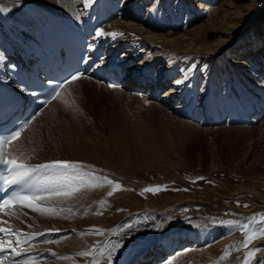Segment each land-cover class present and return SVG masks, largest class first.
<instances>
[{"label": "bare ground", "instance_id": "1", "mask_svg": "<svg viewBox=\"0 0 264 264\" xmlns=\"http://www.w3.org/2000/svg\"><path fill=\"white\" fill-rule=\"evenodd\" d=\"M189 1L124 0L122 5H117L118 8H125L124 5L128 6L132 3L139 5L144 2L147 15L151 17L149 25L151 24L153 28L140 30L136 24L129 23L133 13L125 10H122L124 20L113 21L110 26V29L117 33L120 41L143 48L141 50L143 56L139 55L137 64L156 62L159 66L158 69L166 78L171 75L172 71H176L177 65L179 68L181 67L182 75L184 71L187 72L183 78L180 75L173 81L174 87H171L170 83L169 89L160 99H163L162 97L167 94L166 101L168 102L170 97L174 95V98L178 99V106L181 107L179 89L186 85L185 90L189 95H193L198 84V87L201 86L198 90L200 93L198 96L201 95L210 101L208 97L212 96L211 91L214 92L213 84L217 82L216 73L219 72L220 67L224 68L226 75L237 76L240 84L247 85L248 89L259 82L260 75L264 78V72L257 71L255 74L251 72L250 79L247 77L246 80L243 72L247 65V68L250 69L257 68L256 64L264 67V0H215V4L214 0H208L210 2L208 5H214L213 7L206 6L204 9H202L201 0H196V3ZM97 2L98 0H95L93 4ZM31 4L39 6L49 13H54L69 22V20L72 21L77 18L76 11L86 5V0H0V18L1 15L7 13L14 18L16 24L21 26L26 20L23 11ZM167 17H169L168 20ZM0 26L2 30L0 33L12 35L9 29L4 28L1 20ZM103 31H107V29ZM165 31L168 32L165 33ZM213 38L215 40H209ZM239 41L242 45L237 44ZM0 50L2 51V49ZM240 53H243L244 59L237 58ZM189 63L192 64L190 70L187 69ZM246 63L248 64L246 65ZM259 73L260 75H258ZM200 76L201 78H199ZM199 79H202V84L198 83ZM80 80L62 87L58 91L59 95L55 96L42 109L39 116L32 119L21 133L20 138L11 142L8 151L11 156L32 164L52 160L72 161L77 163L81 173L88 174L78 178L73 185L75 189L73 195L50 196L40 203L42 208H48L51 211H32L29 209L22 215L13 214L12 217L10 216V222L24 229L62 228L67 232L59 240L44 244L43 247L48 257L35 264H91L93 261H106L109 264L112 257L118 256L117 254L107 255L113 248L114 241H116L112 239L122 240L123 237L125 238L124 233H114V223L119 218L128 215V211L122 215L114 212L116 209L115 196L112 199L108 198L107 203H104L107 198L105 196L109 191L106 174L111 176V179H121L122 177H119L121 174L117 171L118 167L120 169L136 168L139 157L143 161L148 160V158L153 159V161L161 159L157 158L159 156L155 144L148 135V127H152L154 121L158 122V125L163 121L168 123V128L165 126L163 128L171 139L169 140L170 144L174 143L173 137L186 141L193 133L198 132L193 124L179 121L180 119L177 118L175 120L172 116L167 115L169 112H166L164 107L157 102H144L136 96L106 90L89 80L85 81L83 88L78 91L69 90ZM177 81L182 82L177 83ZM63 90L68 91V94L61 99ZM109 91H113L115 99L122 103L124 109L132 113L133 118L137 119L135 124L138 134L134 140V145H131V140H124L123 144L112 141L114 143L109 144L111 146H104L103 137L92 132L91 128L95 126L94 120L89 118L86 120V113H82L85 112L83 110H85L84 105H86L83 101L88 102L87 99L93 96L95 97L93 100L98 101L99 95ZM170 92L173 95H170ZM257 92L260 93L263 90H257ZM53 108H56L54 114L48 116L52 125L39 128L40 119L49 115ZM134 112L137 114L136 116ZM255 126L252 129H240L243 132H256L257 141L262 142L264 139V118ZM219 128L223 129V127ZM124 132L126 133V131ZM113 134L115 133L113 132ZM144 136L146 140H144ZM178 145L182 147L181 143ZM80 179H83V184L79 182ZM154 211H157L152 214L154 216L153 224L155 223L157 229L156 235L151 239L149 238L148 242L144 241L139 251H136L132 255L133 257H128L129 259H133L144 247L147 248L156 241L169 240L179 233L186 235H184L185 240H188L187 237L189 239L194 238L193 246L191 245L187 251L175 254L166 264H224L213 260L214 246L219 243L217 242L216 245L210 247L209 243L204 242V238L207 237L206 228H189L188 230L177 231L171 229L173 219L170 217L169 211L166 209H155ZM97 215H103V217L100 218ZM93 229H102L103 235L94 234ZM83 230L92 233L85 235L79 232ZM146 234L148 233L145 232V236ZM104 239H106L105 244H101ZM258 242L261 246L259 255L264 260V238L259 239ZM97 244L99 247L96 246ZM194 245H202L201 247L205 248L197 250L192 248ZM81 252H88L89 255L81 256ZM52 253H56L57 257L50 258Z\"/></svg>", "mask_w": 264, "mask_h": 264}, {"label": "rangeland", "instance_id": "2", "mask_svg": "<svg viewBox=\"0 0 264 264\" xmlns=\"http://www.w3.org/2000/svg\"><path fill=\"white\" fill-rule=\"evenodd\" d=\"M213 5L208 7H213ZM140 30L142 29L140 28ZM167 32L165 31V33ZM240 42L237 44H241ZM242 54L240 53L237 58H243ZM256 67L261 73L264 72L263 66L260 67L256 64ZM221 68L216 73L218 79L217 85L213 84L214 92L210 90L212 94L208 97L210 100L215 96H220L222 94L220 91L224 87L230 88L231 86L228 81L231 75H226L224 68ZM251 75H245L246 80L250 79ZM219 78L220 81L222 78L225 81L222 86H218ZM233 78L237 79L238 77ZM201 80H199V84H202ZM84 83L85 81L81 80L71 86L69 90L78 91L83 88ZM240 83L237 81L232 85L237 88H248L247 85ZM200 88L201 86L198 90ZM168 89L169 87H167ZM66 93L68 94V91ZM93 99H95L94 96L87 99L88 102L83 101L86 105L83 110L85 112L82 113H86V120L88 118L94 120L95 126L91 128L92 132L103 137L104 146H111L114 142L123 144L124 140H131V145H134L138 134L135 124L137 119L133 118L132 113L124 109L122 103L115 99L113 91L102 93L99 95L98 101ZM55 109L53 108L49 115L40 119L39 128L52 125L48 116H52ZM69 115L72 116V114ZM167 115L177 120L170 113ZM124 118L128 121L124 122L126 121ZM157 123L154 121L152 127H148V135L155 144L153 145L159 156L157 158L161 159L153 161L148 158L143 161L139 157L136 168L120 169L118 167L117 171L122 175L119 176L122 177L118 178L119 180L111 179V176L106 174L108 180L113 181L112 184L107 182L108 192H113V195L108 196L107 192L104 203H107L108 198L112 199L115 196L116 209L114 212L122 215L128 211V215L119 218L114 223V233H124L126 239L123 237L122 240L126 241L112 239L116 240L113 244L114 249L112 248L107 255H115L112 252L114 250V252L117 251L118 256L125 254L127 258L133 257L132 255L139 251L144 241L148 242L149 238L156 235L157 229L155 223L153 224L154 216L152 214L157 211L154 210L166 209L173 219L171 229L177 231L189 228L207 229V239L204 238V242L209 243L210 247L219 243L214 246L215 250H213V260L218 263L245 264V261L250 259V264H261L264 260L259 255L261 246L258 240L264 238V139L262 142H258L256 132H243L240 129L241 126L227 128L216 126L218 129L216 127L213 129L196 127L198 132L193 133L188 140L183 141L178 137H173L174 143L170 144L169 140L171 139L163 128V126L167 127L168 123L165 121L159 125ZM219 127H223V129ZM254 127L256 126L243 129ZM144 140H146L145 136ZM179 143L182 144V147L178 145ZM108 180L106 179V181ZM117 183L120 185L119 188H116ZM157 186H159L158 191H144L146 188H156ZM97 216L103 217V215ZM145 232L148 233L146 236ZM249 236L252 239L245 245ZM105 242L106 239L101 244H105ZM96 246L99 247L98 244ZM204 248L199 247L197 250ZM253 248H257L259 251L254 257L248 258L247 253Z\"/></svg>", "mask_w": 264, "mask_h": 264}, {"label": "snow or ice", "instance_id": "3", "mask_svg": "<svg viewBox=\"0 0 264 264\" xmlns=\"http://www.w3.org/2000/svg\"><path fill=\"white\" fill-rule=\"evenodd\" d=\"M95 0H86V5L91 6ZM76 19H79L77 17ZM93 37L95 39H100L104 36L114 37L116 33H106L102 29H96L93 32ZM87 47L92 48L93 45H88ZM102 59V58H101ZM90 60V57H83V63H87ZM12 69H15V65H10ZM82 73H72L70 77L66 78V81L77 80ZM65 81H62L60 85L56 87L59 88L63 85ZM182 81H177V83H181ZM51 84V81H48ZM19 90L26 95H36L35 90L28 88L27 86L21 84L19 86ZM59 95L58 91H54V95L51 97L52 99L55 96ZM47 102V101H45ZM27 121L22 124L15 131L11 132L10 135L5 137L3 140H0V165H4L7 167L9 176L6 178V183L9 186L12 185H22L30 182L42 180L47 183L53 185L49 188H34L32 191L26 193H18L15 197L10 200H3L0 202V211L5 207H10L14 203L23 204L25 207L30 208L32 211H51L48 208H42L38 201L48 199L50 196H71L75 189L73 185L77 182L78 178L88 175L87 173H81L77 163L68 161V160H52L46 163H37L30 164L25 161H21L14 158H9L5 155L3 150V145L5 143H10L20 138L21 132L24 127H26ZM202 179V178H201ZM79 182L83 184V179H80ZM109 184H112L113 181L108 180ZM120 185L117 183L116 188H119ZM159 190V186L156 188H146L144 191L146 192H155ZM113 192H108V196H112ZM0 233H8L11 235L17 236L16 240L13 242L11 239L8 240L9 248L6 249L4 245V241L0 240V252L10 251L15 256H21L22 253L15 247V245H20L21 247L30 242L32 237H28L27 239H20L19 235L13 233L11 229L0 227ZM252 239L251 236L248 237V240L245 241V245ZM122 246V245H121ZM259 251L257 248L251 249L247 253L248 258H252L255 256L256 252ZM53 256L56 253H52ZM81 256H88V252H81ZM0 264H2V260H0ZM16 264H32L31 260L25 261H17ZM245 264H250V259L245 261ZM264 264V261L261 262Z\"/></svg>", "mask_w": 264, "mask_h": 264}]
</instances>
